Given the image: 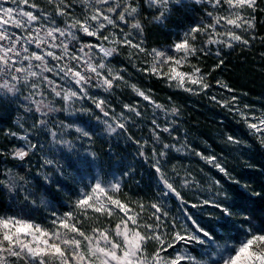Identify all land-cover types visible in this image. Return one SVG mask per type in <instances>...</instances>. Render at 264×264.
Masks as SVG:
<instances>
[{"label": "snow or ice", "instance_id": "snow-or-ice-1", "mask_svg": "<svg viewBox=\"0 0 264 264\" xmlns=\"http://www.w3.org/2000/svg\"><path fill=\"white\" fill-rule=\"evenodd\" d=\"M47 2L52 6L51 12L40 11L36 0H0V98L15 99L22 87H30L32 91L25 100L32 99L35 112L43 116L56 110L44 104L43 98L50 92L61 98L66 109L75 100L92 99L95 107L108 117L110 113L105 110L106 101L89 96V88L112 89L117 86L118 81L124 80L120 72L109 67L106 62L107 58L118 54L121 47L151 56V66L142 71L166 79L170 86L175 84L176 87L193 93L196 89L192 86H199L201 91L206 90L210 85L205 82V75L199 67L191 64L192 58L205 54V48H198L195 44L197 37H206L204 45H222L228 48L234 47L236 42L249 45L250 40L241 33L254 31L257 12L264 13L258 0H191L194 4L211 6V11L205 9V17L210 22L196 24L168 49L154 48L148 52L142 46V41L136 42L133 36V33L142 35L144 31L139 0H80L86 10L79 16L73 11L76 0ZM189 2L190 0H145L156 11L153 22L161 25L174 10H185ZM6 4L11 6H5ZM237 29L241 32H237ZM80 33L95 38V42H83ZM74 43L79 47H72ZM57 49L59 52L55 51ZM98 54H102L99 59L96 58ZM48 58L56 63L49 66ZM220 64H223V60ZM185 65L190 67V71L181 70ZM45 73H55L59 80L70 81L72 86H65ZM132 88L144 100L151 99L149 94L135 85ZM37 96L41 99H34ZM212 99L215 100L216 97ZM236 99L235 96L232 97L233 102ZM223 106L230 107V104L225 101ZM124 107L135 111L131 105ZM156 107L161 106L157 104ZM45 108L47 111H44ZM248 108V105L244 106V109ZM232 110L241 117L251 134L264 147V113L257 116L254 112L240 108ZM173 111L178 112L177 109ZM136 115L140 113L136 112ZM49 123L50 121L40 119L36 126L46 129ZM104 123L109 133L125 129V125L118 121L115 126L107 120ZM75 131L82 133L83 137L91 138V133L80 127H76ZM164 131H168V128ZM47 134H50L54 144L73 149L71 141L58 139L55 126L48 129ZM9 135L16 136V133ZM20 139L24 143L21 147L12 149L13 159L23 161L41 147L33 143L27 134ZM227 140L240 143L233 136H228ZM153 152L155 153V149ZM2 155L4 152L0 150V156ZM159 155L163 157L166 153L161 151ZM203 158L225 176H229L226 168L216 162V157ZM94 162V159L81 158V163L89 167ZM44 164L53 165L54 161L45 159ZM153 167L166 189L163 195H171L181 204H186L181 193L163 174L160 162L157 161ZM83 179L81 176V180ZM22 181L23 177L17 179L9 174L7 183L0 180V186L8 192H17L20 191ZM187 183L185 180L184 184ZM215 183L219 185L220 181ZM234 183L239 184V181ZM243 187L247 189V185ZM120 191L119 180L109 182L93 176L91 182L80 189L79 197L74 202V209L81 217L77 218L72 211L65 212L62 216L53 212L49 226L37 223L24 214L0 213V264H264V211L258 215L254 207L258 203L254 197H261L260 192L241 193L242 202H229L230 197L222 189L217 193L222 197L219 202H202L205 205L211 203L225 218L228 235L218 239L217 235L202 227L183 209V222L178 218L169 220V211L159 203H152L150 206L139 203L133 207L130 202L119 198ZM31 195V192L26 191L25 199ZM147 207L153 211L146 216ZM233 209H238V225L232 220L237 214ZM84 218L94 219L97 226L85 231ZM112 218H115L114 224L111 223ZM101 219H106L109 223L100 226L98 222ZM150 244L155 245L152 251H149ZM192 244L201 246L199 257L189 250V245Z\"/></svg>", "mask_w": 264, "mask_h": 264}, {"label": "rangeland", "instance_id": "rangeland-1", "mask_svg": "<svg viewBox=\"0 0 264 264\" xmlns=\"http://www.w3.org/2000/svg\"><path fill=\"white\" fill-rule=\"evenodd\" d=\"M142 2L144 4L143 6L146 8V17L149 16L152 20L153 16L156 14L155 9L150 8L147 3H145V0ZM258 2L260 7L264 8V0H258ZM37 3L40 5V11H52V6L48 4L47 0ZM5 6L11 5L6 4ZM205 9L208 11L212 10L211 6L208 4H194L190 0L188 7L185 10H181V12L185 15H189V17H193V20L191 22L187 21L185 26H180L176 33L171 35V38L166 43L150 46L143 40L141 35H136L133 33L134 40L136 42L142 41V46L148 52L154 48L160 50L168 49L174 42L182 39L184 34L196 24L210 22L207 21L205 17ZM85 10L86 9L84 5L80 3V0H76V3L73 6L74 13L79 16L84 13ZM178 13L179 11L174 10L173 14L167 20H170V18L179 20L178 18L181 17V15H177ZM256 15L257 24H264V13L257 12ZM110 30L116 31L115 29ZM220 30L223 31L224 29ZM125 31H128V29L125 28ZM236 31L241 32L239 29ZM256 32L257 28H255L254 31H250L249 33L241 34H243L245 38L249 39L251 43V41L258 38ZM105 34L107 35L108 33L106 32ZM79 35L81 36L83 42H87L89 40L95 42V38L93 37L84 36L82 33ZM205 39L206 37L201 35L198 36L195 41V44L198 48L202 46L205 48V54H198L197 57L191 59V64L201 69V72L205 75V82L210 85L208 89L203 91L199 89V86H192L196 89L195 93L184 91L183 89L176 87L175 84L170 86L166 79L152 75L150 72L142 71V69L149 68L151 66L152 57L146 55L145 53H138L135 49L121 47L119 53L115 54L113 57L107 58L106 62L109 64V67L119 71L124 77V80L118 81L117 86L113 87L112 89L106 90L104 87L89 88V96L106 101L105 110L110 113L108 117H105L103 113L95 107L92 99L86 98L83 100H75L71 102L70 106L66 109L65 103L61 100V98L55 97L50 92L43 98L44 104L50 105L56 110L49 113L47 116H43L40 113L35 112L32 99L25 100V97L29 96L30 92L32 91L30 87H22L18 97L15 99L0 98V104L3 105L5 109H9L14 113V122L12 123L11 128L4 131L6 135L9 133H16V136L9 135V138H14L17 140L12 149L15 147H21L24 141H22L20 137L27 134L33 143H37L41 146L33 153L34 155L30 161H32L34 165H36L39 161L42 162L40 170L41 172H44L43 175L50 178L51 175L54 176L55 174L56 177H58L61 181L71 180L73 182V179L71 178V174H73V172L68 171L67 165L63 164L62 162L61 163L63 165L60 163V166L58 161H56L54 155L55 152H50L52 148L56 150V147L61 148V146L54 144L52 137L50 134H48L50 140V149L44 148L45 146L42 144L39 138V134L42 133V130L47 133L48 129H53L55 126V130L59 134L58 139L63 138L64 140L71 141L73 147L75 144L77 145L79 142H83L81 140H84V142L86 141L84 146H86V149H88L90 146L89 140L87 137H83L82 133L76 132V127H80L88 132L90 130L95 131L96 129L98 131L103 130L104 132L109 133L106 130V125L104 123V121L107 120L109 123L113 124V126H115L116 122L118 121L123 123L125 127L129 124L130 126L132 125L136 128H139L138 120L132 118V115L136 117V112H139L141 109H146L150 115L147 117V119H141L140 126L143 127L142 131L149 134L150 140L144 139L142 137L141 139L134 141V156L139 170L135 173L134 169L132 170L130 167H128L127 169H123L120 172L109 170L104 174H100V171H97V175L94 174L93 176H99L101 179L109 182L119 180L121 183V191L118 194L119 198L125 200L126 202H130L133 207L139 203H143L146 206H150L152 203H159L166 211H169V220L178 218L181 222L184 221L183 211H181L183 209L191 214L193 218L201 224L202 227L213 232L214 235H217L218 239L220 236L226 237L228 232L222 227L223 224L226 223L221 211L215 208L211 203L205 205L202 202L204 200H214L219 202L222 197L218 196L217 193L221 192L222 189L223 191H226L230 197L229 202H234V194L236 193V190H241L244 192H258V188H254L253 185H250L248 182L249 179L243 177V172L244 170L253 168V163L245 156L247 149L250 150L252 148L248 138L253 137L259 145L260 143L258 142L257 138L251 134L250 129L247 127L241 117L232 109L240 108L241 110L254 112L257 116H259L264 113V108H261L258 104L253 105L250 101H246L242 97L240 91L230 88L225 82L222 81L220 76L209 77V74L204 70L206 66L202 64L203 59L201 56H209L216 61L217 58L220 57L222 51L228 49L231 50L238 47H246L250 44L243 45L236 42L234 47L228 48L222 45H204L203 41ZM72 47L78 48L79 45L74 43ZM55 51L59 52L58 49ZM94 51L98 52V50ZM218 52L219 55L217 54ZM136 54H143V57L140 56V59L137 60V57H135ZM100 55L102 54H98L96 58L99 59ZM48 60L49 66H52L56 63L55 61H52L51 58H48ZM128 65H130V67H128ZM166 70L167 69H165V71ZM181 70L190 71V67L185 65ZM134 72L143 74L146 76V78H156L162 80L167 90H181L187 92L191 97L200 99V102L204 106H217V115L211 117V123L209 122L211 125H207V127H204V124L200 120H196L194 122L190 121L188 124L185 122V117L182 115V113L173 111V109H176L173 105L174 103H172L170 100H166V103L161 105V103L156 100L157 95L155 93L145 88L143 84H138L136 82L138 80L137 75ZM45 75H49L51 78L58 80L59 83L64 84L65 86H72L70 81L59 80V78L55 76V73H45ZM132 85H135L139 90L149 94L151 99L144 100L145 102L147 101V103H142L141 101L137 100L136 97L139 95L133 90ZM225 85L227 87H225ZM125 88L129 92L128 99H126L125 102L120 105V107H117L115 100L113 98L109 99V94H113L119 90L123 91ZM45 91H48V89L45 88ZM233 96L237 98L235 102L232 101ZM212 97H216V99L213 100ZM34 99L39 100L41 97L37 96L34 97ZM225 101L229 102L230 107L223 106V102ZM142 104H144V106ZM157 104L161 107H156ZM124 105H131L135 111L125 108ZM245 105H248L249 108L244 109ZM84 109H90L91 111L86 112L83 111ZM44 111H47V109L45 108ZM97 117H99V119H97ZM224 117L234 120L241 126V130L235 133L227 130L225 125H222ZM40 119L50 121L46 129H40L36 126L37 121ZM153 121L155 123H153ZM60 125L71 127L61 128ZM157 125L159 127H157ZM90 127L94 129H91ZM165 128H168V131H164ZM33 131L35 132L32 133ZM228 136L235 137L240 141V143L235 144L229 142L227 140ZM137 141H139V143H137ZM164 145H169L170 147L165 148ZM262 148L264 149V147ZM12 149L8 151L10 156ZM153 149H155V153L153 152ZM67 150L71 151L68 148ZM161 151L165 152L166 155L161 157L159 155ZM197 153H200L201 155H197ZM229 154L232 155V159H235V161H232L228 158L230 157ZM208 156L216 157V162L226 168L229 176H225L224 173H221L216 167L213 166V164H209L207 160L203 158ZM45 159L53 160L54 164L45 165ZM157 161L160 162L163 174L181 193L186 204H181L179 200L171 195H163L166 189L159 181V174L156 173L155 168L153 167ZM25 164L30 163L25 162ZM78 167L80 168L79 164ZM123 172L124 174L122 175L121 173ZM131 175H135L136 182H138L140 178L142 179L144 177L147 180L151 179V181L148 180L152 187L150 195L140 198L136 196L138 191L133 192L132 190H129V188L125 187L124 183L126 181L124 182L121 178L124 176L125 179H130ZM81 176L82 175H80V178H77L78 180L75 179V182L80 181L78 185L79 187L77 190L75 189V193L73 194L69 204H67V209L63 213L55 211L57 216H62L65 212L72 211L75 213L77 218L81 217V214L76 212L74 209V202L79 197L80 189L84 185L90 183L92 180L91 175L88 176L85 174L83 180H81ZM185 180L188 181L187 185L184 184ZM217 180L220 181L219 185L215 183ZM234 181H239V184L234 183ZM244 185H247V189L243 187ZM194 204L197 205V207H192ZM152 211L153 210L150 207H147L145 215H150ZM233 211L237 214L232 217V220L236 221L238 225L240 222L238 209H233ZM89 215L91 216V213ZM30 218L33 219L32 217ZM52 219L53 216L51 214L50 216H47L46 220H33L42 225L49 226ZM114 222L115 218H112L111 223L114 224ZM98 223L100 226H103L108 224L109 221L106 219H101ZM95 226H97V222H95L94 219L84 218L83 229L85 231H89L91 227ZM233 235H235V233H233ZM154 247V244H150L149 251H152ZM189 250L193 255H197L199 257L201 246L192 244L189 245Z\"/></svg>", "mask_w": 264, "mask_h": 264}, {"label": "trees", "instance_id": "trees-1", "mask_svg": "<svg viewBox=\"0 0 264 264\" xmlns=\"http://www.w3.org/2000/svg\"><path fill=\"white\" fill-rule=\"evenodd\" d=\"M142 1L139 0L142 5L140 19H142L144 26L141 36L150 46L166 43L180 26H185L187 21L191 22L193 20V17L179 11L177 14L181 15L178 18L179 20L170 18L163 25L154 23L149 16L146 17V8L143 6ZM36 2H43V0H36ZM256 28L258 38L251 41L249 46L224 50L216 61L209 56L201 57L203 59L202 64L206 66L204 70L209 74V77L220 76L222 81L230 88L240 91L246 101L264 108V39H261L264 37V24H257ZM140 56L143 57V54H136L135 57L138 60ZM220 60H223V64H220ZM218 64H220L219 67H217ZM134 73L138 79L136 82L143 84L145 88L155 93L157 95L156 100L161 105H164L166 100L174 103V107L182 113L185 122L188 124L190 121L200 120L204 127H207V125H211V117L217 115V106H204L200 99L191 97L187 92L167 90L160 79L146 78L143 74ZM126 88L123 91L119 90L109 94V99L113 98L117 107H120L128 99L129 92ZM136 99L142 103H147L140 96H137ZM142 105L144 106V104ZM139 113L140 115L136 117L132 115V118L138 120L139 128L128 124L125 129H118L116 133L112 134L103 130H90L91 138H87L90 142L88 149L84 146V143H86L84 140H81L83 142H79L78 146L75 144L71 151L64 147H56V150L51 149V153L55 152L54 155L58 164L60 166L62 163L66 164L67 170L73 172L71 174L72 182L71 180L61 181L55 174L46 180L43 175L44 172L40 170L42 162L39 161L34 165L30 161L34 155L33 153H30L29 157L25 158L23 162L13 159L8 154V151L12 149L17 140L9 138V134L6 135L4 131L11 128L14 122V113L0 104V150L4 152V155L0 156V180L7 183L9 174L17 179L23 177V181L20 182V191L8 192L6 188L0 186V213L24 214L26 217H32L37 221L46 220L47 216H50L53 212L63 213L67 209V204H69L75 193V189L77 190L79 187L80 181L75 182V179L78 180L77 178H80V175L84 177L86 174L93 177L94 174L97 175V171H100V174H104L109 170L120 172L128 167L134 169L136 173L139 169L134 156V141L142 137L150 140L149 134L142 131L143 127L140 126L141 119H147L150 114L146 109H141ZM222 125H225L226 129L233 133L241 130V126L234 120H230V118L224 117ZM39 135L42 144L45 146L44 148L50 149L49 135L43 130ZM248 140L252 148L247 149L245 156L253 163V168L244 170L243 177L249 179L250 185L258 188V192L261 193V197H254L258 201L254 207L259 215L264 211V149L253 137H249ZM229 155L228 158L235 161V159H232V155ZM82 157H87L89 160L94 159L95 162L89 167L81 163ZM25 162L30 164H25ZM70 164L73 166L69 167ZM121 174L123 175L124 172ZM135 178V175H131L130 179H125L124 176L121 179L124 182L126 181L124 185L129 190L138 191L136 196L144 198L150 195L152 187L148 182L149 179L147 180L144 177L136 182ZM26 191L32 193L27 200L25 199ZM241 193L246 194L244 191L236 190L234 202H242ZM222 227L226 231L228 225L223 224Z\"/></svg>", "mask_w": 264, "mask_h": 264}]
</instances>
